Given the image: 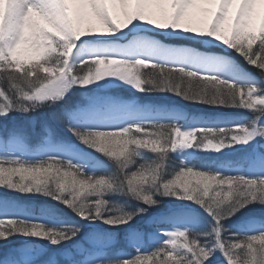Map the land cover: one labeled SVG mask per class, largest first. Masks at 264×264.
I'll return each instance as SVG.
<instances>
[{"label":"snow or ice","instance_id":"6c2138e0","mask_svg":"<svg viewBox=\"0 0 264 264\" xmlns=\"http://www.w3.org/2000/svg\"><path fill=\"white\" fill-rule=\"evenodd\" d=\"M0 190V264H264V0H0Z\"/></svg>","mask_w":264,"mask_h":264},{"label":"trees","instance_id":"16d2710c","mask_svg":"<svg viewBox=\"0 0 264 264\" xmlns=\"http://www.w3.org/2000/svg\"><path fill=\"white\" fill-rule=\"evenodd\" d=\"M249 71H252V69H249ZM129 94H132V95L136 96L141 101H148V102H151V101L152 102H156V101H159V100L175 101L177 103H180V104L186 106L188 108L189 112H193V113L223 112V113L230 114L231 116L238 117V118H243L244 116L247 115V113H245V112L237 111V110H234V109L209 108V107L202 106V105L191 104V103H188V102H185V101L179 99L178 97H174V96H171V95H164V94H161V93H153V94H151V96H144L142 94L133 93L131 91H126L125 92L126 96L129 95ZM29 119H31V118H29V117H19V116H15L14 115L12 117H9V120L6 123H8L9 126L11 127L13 123H15V124H23ZM35 119H36V122H37V131L40 130L41 125L45 121H48L49 123H52L50 121V119L48 118L47 113L37 114ZM53 126L54 127H59V126H57L55 124H53ZM0 195H4L2 190H0ZM31 203H33L34 205H36V204H41L42 205V204H46L47 201L44 198L41 197V198H39L38 201H32ZM129 251H130V249H129Z\"/></svg>","mask_w":264,"mask_h":264},{"label":"rangeland","instance_id":"374dc122","mask_svg":"<svg viewBox=\"0 0 264 264\" xmlns=\"http://www.w3.org/2000/svg\"><path fill=\"white\" fill-rule=\"evenodd\" d=\"M251 72V71H250ZM127 97L129 98H134V99H137L135 96H133L132 94H129L127 95ZM158 103H163V104H170V105H174L176 107H179L181 108L182 110H184L185 112L191 114V115H200V116H223V117H233V116H229L230 114H226V113H223V112H201V113H193V112H188V110L186 109V107L182 106V105H179V104H176L175 102L173 101H167V100H159L157 101ZM207 159H211V157H207Z\"/></svg>","mask_w":264,"mask_h":264}]
</instances>
